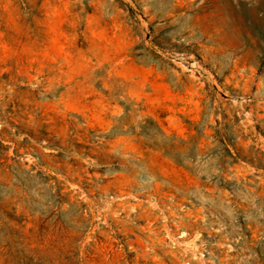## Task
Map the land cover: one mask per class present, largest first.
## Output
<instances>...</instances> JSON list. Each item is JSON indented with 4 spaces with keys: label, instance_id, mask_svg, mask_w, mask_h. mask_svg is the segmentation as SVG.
<instances>
[{
    "label": "rangeland",
    "instance_id": "rangeland-1",
    "mask_svg": "<svg viewBox=\"0 0 264 264\" xmlns=\"http://www.w3.org/2000/svg\"><path fill=\"white\" fill-rule=\"evenodd\" d=\"M0 264H264V0H0Z\"/></svg>",
    "mask_w": 264,
    "mask_h": 264
}]
</instances>
